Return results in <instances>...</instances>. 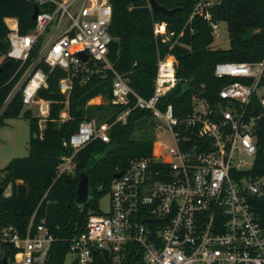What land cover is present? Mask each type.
Masks as SVG:
<instances>
[{
	"label": "built area",
	"instance_id": "2783aa9c",
	"mask_svg": "<svg viewBox=\"0 0 264 264\" xmlns=\"http://www.w3.org/2000/svg\"><path fill=\"white\" fill-rule=\"evenodd\" d=\"M29 1L40 8L35 26L22 34L16 18L6 19L10 49L3 59L24 66L32 51L38 52L6 105L21 91L25 107H38L43 130L51 115V101L39 96V90L48 87V73L40 67L47 63L67 72L59 81L66 97L60 118L65 120L73 76L79 69L89 70L93 62L115 76L111 103L126 106L113 123L84 120L69 139L63 138L74 153L63 157L59 176L74 171V154L91 140L109 142L112 124H126L134 108L149 110L156 128L168 136V141L155 139L150 156L131 160L119 171L121 176H115L110 210L89 215L83 231L71 241V264H94L99 251L108 252L112 264H264V172L254 171L255 127L261 114L250 106L257 96L264 108V59L217 63L218 77L238 79L219 90L218 105L194 95L193 111L178 116L173 103H163L179 82L173 54L159 60L149 98L138 94L110 62L109 0ZM220 2L198 0L191 18L202 15L214 33L219 22L213 21L211 9ZM155 33L167 39L166 23H157ZM79 51L88 53L89 60L83 61ZM54 241L45 219L36 223L33 218L25 234L13 225L0 229V248L11 245L16 250L8 264H45Z\"/></svg>",
	"mask_w": 264,
	"mask_h": 264
},
{
	"label": "trees",
	"instance_id": "16d2710c",
	"mask_svg": "<svg viewBox=\"0 0 264 264\" xmlns=\"http://www.w3.org/2000/svg\"><path fill=\"white\" fill-rule=\"evenodd\" d=\"M173 9L172 16L152 10L148 0H109L113 10L109 30L113 36L108 58L130 86L141 96L149 98L155 87L158 62L168 54L177 59L178 84L163 98V103H173L175 113L185 116L193 111V96L200 95L218 105L219 90L237 77H218L215 66L219 62H258L264 59V0H221L212 11L213 21H226L230 46L212 48L215 40L210 21L202 15L191 18L198 0H157ZM34 2L29 0H0V56L9 49V27L6 19L16 18L22 34L35 26ZM157 23H166L168 38L155 33ZM34 49L31 58L37 55ZM31 58L21 62L12 60L0 71V124L5 118L20 117L23 113L30 121L31 138L28 156L16 157L2 170L0 186L4 191L11 186V193L0 194V229L13 225L25 234L31 220L45 219L55 237L49 258L45 264H65L71 241L83 231L91 213L99 212L100 198L110 191L115 175L127 169L131 160L150 156L154 149V134L144 136L143 126L155 122L147 109L134 108L128 122L114 123L110 129V141L97 137L74 154L72 173L58 175L64 156L74 153L63 138H70L84 120L113 123L117 114L126 108L111 103L114 74L103 66L88 64L73 76V89L69 98V118L61 120L65 94L59 89V81L67 75L61 67L51 68L41 63L48 73V87L39 90V96L51 101V115L43 130L39 117L32 109L24 111L22 92L19 91L6 105L13 88L29 67ZM7 59L0 62V68ZM264 83V78H263ZM101 95L104 103L91 104ZM135 102L132 96V104ZM251 108L261 117L255 127L257 153L255 172H264V108L254 96ZM59 123V127H57ZM143 134H138L139 132ZM89 176L91 199L84 207L75 204L81 173ZM16 250L11 245L0 248V264L4 256L11 260ZM94 264H112L108 252L96 253Z\"/></svg>",
	"mask_w": 264,
	"mask_h": 264
},
{
	"label": "rangeland",
	"instance_id": "374dc122",
	"mask_svg": "<svg viewBox=\"0 0 264 264\" xmlns=\"http://www.w3.org/2000/svg\"><path fill=\"white\" fill-rule=\"evenodd\" d=\"M215 40L212 44V48H228L230 46V36L228 30V24L226 21H220L219 26L215 29L214 32ZM3 57L0 56V62ZM261 93H264V88L261 89ZM94 103V102H93ZM32 109L34 115H38V107L34 104L26 106V109ZM157 126L152 127V125H144L143 133L139 132L138 134L151 135L154 134L155 139H160L161 141H168V136L165 133L160 132ZM31 138V129L30 121L27 117L23 116V113L20 117L5 118L4 122L0 124V170L4 169L13 158L28 156L30 153L29 141ZM243 160L251 161L252 157L248 155L242 156ZM3 174H0V180L2 179ZM11 192V186H8L4 191V194L7 195ZM111 206V193L107 192L99 200V209L102 213H108ZM73 254L68 253L65 264H71L73 260Z\"/></svg>",
	"mask_w": 264,
	"mask_h": 264
},
{
	"label": "water",
	"instance_id": "95a60500",
	"mask_svg": "<svg viewBox=\"0 0 264 264\" xmlns=\"http://www.w3.org/2000/svg\"><path fill=\"white\" fill-rule=\"evenodd\" d=\"M150 5L151 8L154 12L157 13H162L167 16H172L178 8H167L161 4L158 3L157 0H150ZM35 9L32 17L36 19L38 13H39V6L38 4H34ZM78 55L82 58L83 61H88L89 60V54L86 53L85 51H79ZM12 63V59H7L3 66L0 68V71L3 69L4 66H8ZM57 127H59V123H57ZM122 172L117 173L115 176L119 177L121 176ZM4 192V187L0 186V194ZM91 189H90V184H89V176L88 174L83 171L81 173L79 185L76 191V199H75V204L79 207H84L86 206L90 199H91ZM2 264H8V256H4Z\"/></svg>",
	"mask_w": 264,
	"mask_h": 264
},
{
	"label": "crops",
	"instance_id": "0c3cea01",
	"mask_svg": "<svg viewBox=\"0 0 264 264\" xmlns=\"http://www.w3.org/2000/svg\"><path fill=\"white\" fill-rule=\"evenodd\" d=\"M94 102V103H93ZM91 104H100V103H104V98L99 95V96H96L95 98H93L91 101H90ZM11 192H9L7 195H9Z\"/></svg>",
	"mask_w": 264,
	"mask_h": 264
}]
</instances>
